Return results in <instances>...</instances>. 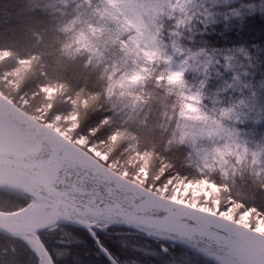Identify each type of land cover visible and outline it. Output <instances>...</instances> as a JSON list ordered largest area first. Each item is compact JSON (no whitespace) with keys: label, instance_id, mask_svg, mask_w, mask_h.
Listing matches in <instances>:
<instances>
[{"label":"clouds","instance_id":"clouds-1","mask_svg":"<svg viewBox=\"0 0 264 264\" xmlns=\"http://www.w3.org/2000/svg\"><path fill=\"white\" fill-rule=\"evenodd\" d=\"M257 17L256 38L213 43ZM0 35L29 42L0 45V146L26 159L39 217L3 231L27 264H67L75 230L99 245L93 228L264 264V216L246 203L264 200V0H0ZM0 253L21 264L15 244Z\"/></svg>","mask_w":264,"mask_h":264},{"label":"trees","instance_id":"trees-1","mask_svg":"<svg viewBox=\"0 0 264 264\" xmlns=\"http://www.w3.org/2000/svg\"><path fill=\"white\" fill-rule=\"evenodd\" d=\"M261 21L259 17L254 22H249L246 26L245 32L237 35L235 32L226 33L227 40L218 36H213L212 41L214 44L223 45L225 43L233 44L240 43L243 39L256 38L261 31ZM28 41L15 35H0V45L8 44L16 51H21L28 46ZM95 117L85 124L81 131H85L92 123L95 122ZM103 133L97 135V139L101 138ZM256 211L264 216V200L257 198L253 201H246ZM28 204L25 198L0 190V211L11 212L16 211ZM255 215V213H253ZM259 219V217H257ZM96 237L100 245L107 251V253L116 261L117 264H165L172 253L177 256L184 254L186 264H207L206 259L194 254L182 247H172L169 243L165 246L170 249L168 255L160 251V244L150 238L142 236L129 235L122 229L112 228L106 233L95 231ZM43 235V233H42ZM75 235L81 241L79 244L72 247V256L69 257L67 264H110L100 253L99 250L90 237V235L82 229L75 230ZM51 246V242L46 239L45 241ZM15 244L17 246V258L21 264H27V253L24 251L23 245L18 240H13L10 237L0 234V250L6 249L9 245ZM159 253V255H155ZM0 258L10 260L9 256H3L0 253Z\"/></svg>","mask_w":264,"mask_h":264},{"label":"water","instance_id":"water-1","mask_svg":"<svg viewBox=\"0 0 264 264\" xmlns=\"http://www.w3.org/2000/svg\"><path fill=\"white\" fill-rule=\"evenodd\" d=\"M26 163H27L26 159L24 157H22L21 155L15 154V153L11 152V150H6L4 147L0 146V190L21 196V197L25 198L26 200H28V203H29L30 198L25 197L22 194L23 190L26 187H28L32 182V178L29 176V174L26 170V167H25ZM72 197H75L77 200L88 198L86 193H80V192L69 193L68 198L71 199ZM26 206H24L21 209L27 208ZM16 211H18V210H16ZM0 213L6 214L8 212H1L0 211ZM23 215L24 214L21 213V217ZM19 220H20V217H10L8 215L0 216V234L9 237L8 235H6L4 233L3 229H11V230L16 231L20 234H24L31 226L24 227V228L17 227L16 223ZM82 230H84L85 232H87L89 234V232L86 229H82ZM93 231H100V232L106 233V231L100 230L98 228H93ZM90 237L93 239V237L91 235H90ZM93 241L95 242V244L99 250V253L110 264H112V261L109 259V254L106 255L104 251H101L102 246L100 245V243H99V245H97L96 240L93 239ZM166 243H169L172 247H175V246L182 247V248L198 255L195 252V250L190 249L186 246L175 244L172 241H168ZM199 256H201V255H199ZM201 257H203V256H201Z\"/></svg>","mask_w":264,"mask_h":264},{"label":"snow or ice","instance_id":"snow-or-ice-1","mask_svg":"<svg viewBox=\"0 0 264 264\" xmlns=\"http://www.w3.org/2000/svg\"><path fill=\"white\" fill-rule=\"evenodd\" d=\"M21 213L24 214L22 217ZM3 215H5V213H0V216ZM6 215L10 217H20V220L16 223V226L21 228L32 226L39 221L38 215L31 208L20 209L18 211H11L6 213ZM155 223L162 230H175L187 238H191L192 234L194 233L208 235L209 238H212L214 236V234H210L207 232V225L203 223H197L195 226L190 227L186 224L178 223L171 217L160 218L156 220Z\"/></svg>","mask_w":264,"mask_h":264},{"label":"rangeland","instance_id":"rangeland-1","mask_svg":"<svg viewBox=\"0 0 264 264\" xmlns=\"http://www.w3.org/2000/svg\"><path fill=\"white\" fill-rule=\"evenodd\" d=\"M245 219H248L247 217H245ZM243 222V221H242Z\"/></svg>","mask_w":264,"mask_h":264}]
</instances>
